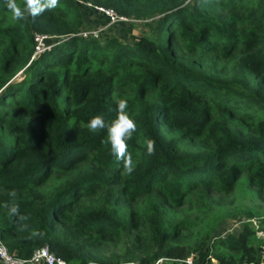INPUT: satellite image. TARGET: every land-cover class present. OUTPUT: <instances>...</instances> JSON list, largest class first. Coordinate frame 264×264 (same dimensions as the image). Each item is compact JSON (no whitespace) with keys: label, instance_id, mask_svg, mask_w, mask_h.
<instances>
[{"label":"trees","instance_id":"obj_1","mask_svg":"<svg viewBox=\"0 0 264 264\" xmlns=\"http://www.w3.org/2000/svg\"><path fill=\"white\" fill-rule=\"evenodd\" d=\"M86 1L129 17L160 16L150 23L151 34L126 41L99 30L79 33L84 1L59 0L35 19L4 23L9 9L0 0V238L19 256L47 244L68 264L96 261L85 251L95 237L81 232L106 234L125 225L117 202L143 193L156 191L166 203L179 204L198 187L231 189L242 171L264 187V114L251 113L264 112V0H155L149 8L133 0ZM35 33L52 39L33 56ZM174 40L188 56L175 51ZM216 55L231 66L209 64ZM20 71L24 75L15 79ZM119 99H127L137 123L127 141L131 174L111 154L107 131L87 128L95 115L114 119ZM234 116L251 121L239 129ZM179 128L197 150L183 149L178 136L168 135ZM148 139L155 140L153 155ZM55 172L64 178L42 189ZM13 190L17 196L10 198ZM11 203L26 220L9 214L3 205ZM151 226L166 239L157 205ZM34 229L43 235L31 237ZM257 231L219 236L212 250L199 242L191 261L171 264H210L213 252L222 264H261L264 249L251 242ZM159 256L153 252L148 264Z\"/></svg>","mask_w":264,"mask_h":264},{"label":"rangeland","instance_id":"obj_2","mask_svg":"<svg viewBox=\"0 0 264 264\" xmlns=\"http://www.w3.org/2000/svg\"><path fill=\"white\" fill-rule=\"evenodd\" d=\"M80 1H84V5L81 7L84 13L88 9H94L100 14L103 13L102 7L105 6L93 4L86 0ZM133 1H139L149 8L155 0ZM190 2L191 0H186L185 4ZM136 4L139 6L138 2ZM126 16L129 17L130 15ZM159 16L160 14H154L151 17L131 16V20H123L124 22L117 23H122L121 26L123 29L121 31H127L125 33V39L126 41H131L143 33L151 34L149 26L151 24L153 25ZM10 18L12 19V13L7 10L1 20L6 23L11 20ZM88 22L91 21L84 17L79 28V33L88 30H99L100 33L112 34L97 26L91 27L88 25ZM51 39L45 36L44 42L51 43L49 42ZM54 39L53 43L55 42ZM176 45L174 40L173 47L175 51L179 55L188 56L187 53L177 49ZM43 50L40 49L35 54ZM208 63H211L216 68L224 65L231 66V61L226 63V61L217 55L209 58ZM22 76L18 72L15 79H20ZM243 106L245 105L243 104ZM243 106H240V108L243 109ZM251 113L255 115L264 114V112L256 109L251 110ZM255 118L253 117V119ZM230 120L239 129L243 125H247L246 121H251L247 116L243 118L234 116ZM167 133L170 136H178L183 149H198L197 142L187 137L183 129H173ZM57 175L58 172L53 173L47 181L41 183L40 187L46 189V191L52 189L55 183H58V181L64 178L61 175L57 179ZM117 203L116 214L126 223L125 225L114 227L110 231H107L106 234L81 232V235L86 238L89 236L95 237L96 243L89 245L90 247H85L86 252L96 257L97 260L93 262L94 264H117L119 262L121 264H140L142 260L148 264L153 261L149 257L156 251L161 256H159L160 258L158 260L152 262V264H171L172 261L178 259L188 261L193 259V252H195L193 249L198 245L197 243L205 242V245L209 246L219 236L230 233L238 234L243 228L249 229L251 227L259 229L251 239L252 244L256 247L261 246L264 249V187H259L251 183L246 171H242L239 174L231 189L226 191L219 190L216 184L211 187H198L196 190L187 194L179 204L171 205L166 203L156 191L140 194L134 201L125 199L119 200ZM154 205H157L160 225L167 231L166 239L164 237H157L151 226L152 207ZM169 249H173L175 253H170L171 251ZM210 249H213V245L210 246ZM165 251H168L167 255L163 253ZM220 251L228 255L233 254L225 249H220ZM178 252H186V254L182 256L178 255ZM216 254V252H213L212 255L209 254L211 255L210 264L224 263L220 261ZM235 255L237 256L238 254L235 253ZM261 264H264V262Z\"/></svg>","mask_w":264,"mask_h":264},{"label":"clouds","instance_id":"obj_3","mask_svg":"<svg viewBox=\"0 0 264 264\" xmlns=\"http://www.w3.org/2000/svg\"><path fill=\"white\" fill-rule=\"evenodd\" d=\"M25 6L20 7L16 0H7V8L12 13V19L15 21L24 20L26 15L35 19L45 12L52 11L59 6V0H24ZM34 56V55H33ZM117 115L110 122L106 121L103 116L95 115L87 123V128L91 132L107 131V143L110 144L111 154L117 161H122L124 169L128 174L134 171V161L128 152V143L134 133L137 132V123L135 119L128 113L127 99H119L116 102ZM148 155L155 153V140L148 139L146 141ZM10 198H15L17 193L13 190L9 194ZM11 216L18 217L21 221L27 219L26 216L20 215L19 204H5ZM27 228V225H23ZM43 233L38 230H32L31 237H41Z\"/></svg>","mask_w":264,"mask_h":264},{"label":"built area","instance_id":"obj_4","mask_svg":"<svg viewBox=\"0 0 264 264\" xmlns=\"http://www.w3.org/2000/svg\"><path fill=\"white\" fill-rule=\"evenodd\" d=\"M101 8V7H100ZM103 13L108 17L109 22H121L123 20H131L132 18L126 15L119 14L113 7H102ZM124 22V21H123ZM98 30H88L82 32L81 34L96 35ZM45 35L41 33H35V51L33 55L40 49H45L50 46L49 43L44 42ZM42 46V47H41ZM158 260V259H157ZM191 261V260H188ZM68 264L65 259L57 256L53 251H51L47 244L37 247L34 249L32 254L28 257L19 256L11 253L4 241L0 238V264Z\"/></svg>","mask_w":264,"mask_h":264},{"label":"crops","instance_id":"obj_5","mask_svg":"<svg viewBox=\"0 0 264 264\" xmlns=\"http://www.w3.org/2000/svg\"><path fill=\"white\" fill-rule=\"evenodd\" d=\"M83 15H84V17L87 18V20L92 22V23L88 22L92 25L91 27L97 26V27L101 28L102 30H105V31L111 32L115 35L126 38L125 33L127 31H121L123 29V27L121 26L122 23L121 24L120 23H112V24L109 23L108 18L104 13L100 14V13L96 12L94 9H88L86 11V13L83 12ZM120 33L123 35H121ZM92 263L93 262L91 261L87 264H92ZM37 264H43V263H37Z\"/></svg>","mask_w":264,"mask_h":264},{"label":"water","instance_id":"obj_6","mask_svg":"<svg viewBox=\"0 0 264 264\" xmlns=\"http://www.w3.org/2000/svg\"><path fill=\"white\" fill-rule=\"evenodd\" d=\"M19 75H20V76H22V75H23V72H22V71H20V72H19Z\"/></svg>","mask_w":264,"mask_h":264}]
</instances>
